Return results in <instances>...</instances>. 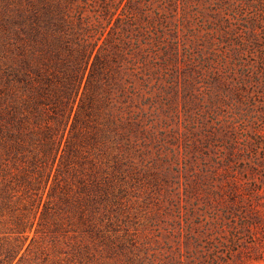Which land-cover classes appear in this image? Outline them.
<instances>
[{
	"label": "rangeland",
	"instance_id": "374dc122",
	"mask_svg": "<svg viewBox=\"0 0 264 264\" xmlns=\"http://www.w3.org/2000/svg\"><path fill=\"white\" fill-rule=\"evenodd\" d=\"M146 1L152 10L166 12L164 0H132L130 6L144 8ZM192 3L189 20L181 19L179 7L176 16L150 27L151 35H162L159 53L170 57L167 69L175 76L168 82L161 69L165 88L160 98L153 92L156 103L147 93L134 96L132 110L149 113L140 122L113 123L107 115L111 105L103 103L77 117L79 98L70 117L68 110L59 118L55 107L23 121L31 152L12 149L8 130L0 131V264H162L170 261L171 247L184 238L189 222L197 227L215 207L224 220L225 204L242 201L257 206L264 222V169L249 177L237 172L238 190L232 193L226 181L234 172L223 175V163L214 159L223 152L264 153V123L254 152L243 149V124L236 128L237 143L231 132L223 143V48L216 44L223 39V0ZM100 5L96 0L87 7L88 22L95 23ZM151 17L157 20L154 11ZM4 56L0 36V65ZM2 76L0 105L10 88ZM255 95L253 113L263 122L264 92ZM19 105L23 109L24 101ZM151 111L158 113L157 125L146 138L142 121L152 125ZM187 142L190 153L204 156L192 169L178 170L172 163L162 180L153 164L156 153H183ZM189 183L194 191L186 190ZM254 232L260 240L248 244L240 264H264L262 231Z\"/></svg>",
	"mask_w": 264,
	"mask_h": 264
},
{
	"label": "trees",
	"instance_id": "16d2710c",
	"mask_svg": "<svg viewBox=\"0 0 264 264\" xmlns=\"http://www.w3.org/2000/svg\"><path fill=\"white\" fill-rule=\"evenodd\" d=\"M2 1L0 36L5 60L0 72L1 81L10 88L0 105V131L7 129L10 147L24 153L31 150L23 121L42 118L48 109L56 111L55 107L60 108L59 118L65 117L68 110L70 117L79 98L77 117L84 108L92 111L94 105L99 108L103 103L111 105L107 115L114 118L113 123L140 122L149 113L132 110L134 96L147 93L156 103L153 92L157 91L155 96L160 98L165 88L159 82L164 79L161 69L167 70L168 82L172 83L175 76L167 69L170 57L166 59L159 53L162 35H151L150 27H156L161 18L176 16L179 7L183 9V20H189L191 7L193 11L192 0H164L166 12L152 10L148 1L140 8L131 7L132 0H101L96 21L90 23L85 12L96 0ZM153 11L157 20L151 17ZM221 34L223 39L216 44L223 48V143L230 132L237 143L236 128L243 124L247 126V137L241 142L243 149L254 152L262 142L259 129L264 123L253 113L252 106L255 93L264 92V0H223ZM170 87L175 88L173 84ZM22 100L24 110L19 105ZM157 116L156 111L150 112L149 122L153 123L149 127L142 121L144 137L153 134ZM59 118L57 122L61 124L63 120ZM191 124L194 123H186L189 132ZM183 148V153L180 149L177 153H156L153 164L162 180L171 173L172 163L178 170L192 169L195 159L204 156L190 153L188 142ZM214 159L223 163V175L234 172L226 181L232 193L238 190L234 178L237 172L249 177L264 169V153L223 152ZM162 165L164 171L160 169ZM186 190L194 191V185L189 183ZM224 207V220L219 219L221 208L215 207L210 219L197 222L196 229L189 222L184 238L171 247L174 249L167 257L170 261L162 264H240L248 244L259 239L254 229H261L264 240L263 216L257 206H243L242 201L235 206L226 203Z\"/></svg>",
	"mask_w": 264,
	"mask_h": 264
}]
</instances>
